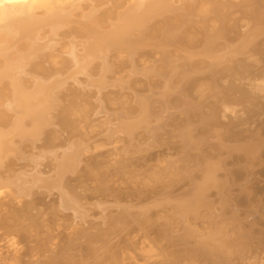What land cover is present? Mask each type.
Here are the masks:
<instances>
[{
    "label": "bare ground",
    "instance_id": "6f19581e",
    "mask_svg": "<svg viewBox=\"0 0 264 264\" xmlns=\"http://www.w3.org/2000/svg\"><path fill=\"white\" fill-rule=\"evenodd\" d=\"M261 162L264 0H0V264H264Z\"/></svg>",
    "mask_w": 264,
    "mask_h": 264
},
{
    "label": "rangeland",
    "instance_id": "374dc122",
    "mask_svg": "<svg viewBox=\"0 0 264 264\" xmlns=\"http://www.w3.org/2000/svg\"><path fill=\"white\" fill-rule=\"evenodd\" d=\"M152 123V124H151ZM148 124L149 125H153V124H155V122L154 121H151V122H148ZM141 129H135V131H134V135L135 134H137L139 131H140ZM179 144V143H178ZM198 146H200L201 147V149L200 148H198ZM206 147L204 146V145H197V147L194 149V150H189V152L191 151V153L190 154H187L189 157V160L187 161V164H189L188 166H194V168L193 169H195V170H192L193 171V173L194 174H196L197 175V173H198V170H196V166H195V164H197L198 162H201L200 160V158L198 159V158H196V156H202L201 154H203V153H201L202 152V150L203 149H205ZM178 149H180V148H178ZM197 150H199V151H197ZM177 152V154H176V157H180L181 155H184L185 154V151L184 152H180V155L178 156V154H179V151H176ZM193 152H195V153H193ZM182 153V154H181ZM200 153V155H198ZM195 154V155H194ZM237 154V153H236ZM234 152H232V154L231 155H222L224 158H228V159H225V162H226V164H225V166H227L228 168V171H229V175H230V177L232 178V181L230 182V185H231V183H233L232 185V187H230V185H229V188H228V190L230 191H228L229 192V195H231L232 197H233V201L235 200V198H241V197H243V198H246V200H247V197L246 196H244V195H246V193H244V191H242V189L240 188L241 186L239 185L238 186V182H239V184L241 183H245V175H244V172L241 170V169H239V166L238 167H236L237 166V164L239 165V163L241 162L242 163V161H241V159H240V157H239V155L237 156ZM195 156V157H194ZM230 158V159H229ZM195 159V160H194ZM232 159V160H231ZM239 162H238V161ZM191 161V163H189ZM196 161H198L197 163H196ZM52 162H54V160H51V159H47L46 157L45 158H43L42 160H40V162L38 163V167L36 168V169H40V170H38V171H41L40 173H41V176H48L49 174H51V171H52V167H51V165H52ZM234 162V163H233ZM237 163V164H236ZM244 163V162H243ZM235 166H233V165ZM259 165V166H258ZM257 166H255L256 168H254L255 170H253L254 172H253V175H252V179H250L249 180V185L250 186H252L253 188H254V192H255V194H254V199L252 200L253 201V203L252 204H255V208L257 207V209H258V207L261 205V204H264V203H262V201H264V195H262V194H264V179H262V177H264V166H261L260 167V165H262V162L260 163V164H258ZM42 166V167H41ZM233 166V167H232ZM27 167V170L30 172V167L31 166H26ZM25 167V168H26ZM45 167H47V169L45 168ZM196 167V168H195ZM33 169V168H32ZM48 172V173H47ZM259 172V173H258ZM199 174V173H198ZM256 174V176H254ZM232 175V176H231ZM243 177H244V179H243ZM259 177H261V178H259ZM240 179V180H239ZM254 179V180H253ZM236 180H237V183H236ZM261 180V181H260ZM235 182V183H234ZM260 182H261V184H260ZM237 184V185H236ZM227 187H228V185H226ZM235 186V187H234ZM231 188V189H230ZM240 188V189H239ZM241 190V191H240ZM176 192H178V190L176 191ZM223 193V192H222ZM258 194V195H257ZM209 198L210 197H216V195H217V193L215 192V190H211L210 192H209ZM260 195H261V197H260ZM219 196V195H218ZM216 197V198H210L211 200H213V202H215V203H217V202H224V203H226V201H227V199L226 198H223V199H221L220 200V198L219 197ZM258 196H259V198H258ZM255 197H257V198H255ZM260 199V201L259 202H257L258 200ZM219 200V201H218ZM224 200V201H223ZM249 200H251V199H248V201ZM217 201V202H216ZM248 201H236L235 202V204H236V207H237V209H238V212H239V219H240V221H242V219H243V222H240L239 221V219H238V221H239V223L236 221L235 222V225H237V226H235L233 223H234V221L232 220H230V216L232 215V213L230 214V212H231V210L230 209H232L231 208V206L229 205V204H224L222 207H220L219 205H217V206H219V207H217V211H219L220 210V212L222 211L224 214H225V218H226V221H228L227 223H226V228H227V230H228V233L229 234H231V233H233L234 235H237V234H239V233H236L235 234V230H237V229H241L240 231H241V233H243L242 232V230L244 231V233L246 232V233H248L249 232V234H255L253 237H257V235H260V234H258V233H260V231H258V230H261V228L262 227H264V220H261V219H259V216L257 215V216H255V217H252L253 219H251V217L248 219L247 218V216L245 215L246 214V211L245 210H247V209H249V207H250V205H252V204H250V202H248ZM215 203H213V204H215ZM259 203V204H258ZM256 204H257V206H256ZM249 206V207H248ZM229 207V208H228ZM239 207H240V209H239ZM245 207H246V209H245ZM223 209V210H222ZM229 215V216H228ZM243 215V216H242ZM246 217H245V216ZM97 216V215H96ZM99 216V215H98ZM226 216H228V217H226ZM243 217V218H242ZM228 218V219H227ZM245 219H248L249 221H246ZM250 220H253L254 222L252 223V221H250ZM231 221V222H230ZM246 221V222H245ZM251 224H250V223ZM242 224V225H241ZM248 224H250V225H253L254 227H251L250 225H248ZM255 224V225H254ZM233 225H234V227H233ZM257 225V226H256ZM229 226H231V227H229ZM239 226V228H237ZM250 226V227H249ZM258 227V228H256V227ZM249 229H248V228ZM247 228V229H246ZM251 228V229H250ZM234 230V231H233ZM246 230H248V231H246ZM255 231V232H254Z\"/></svg>",
    "mask_w": 264,
    "mask_h": 264
}]
</instances>
